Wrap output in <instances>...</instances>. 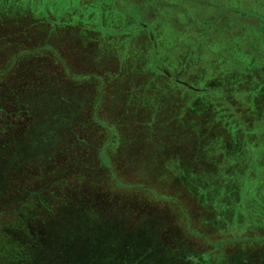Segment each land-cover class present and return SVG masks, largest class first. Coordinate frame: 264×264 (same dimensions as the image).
Segmentation results:
<instances>
[{"label":"rangeland","instance_id":"1","mask_svg":"<svg viewBox=\"0 0 264 264\" xmlns=\"http://www.w3.org/2000/svg\"><path fill=\"white\" fill-rule=\"evenodd\" d=\"M104 1L111 5V0ZM124 1V9L119 5V14L130 9L134 17L142 15L145 9L157 13L156 22L149 16L130 22L132 26L142 24L147 28L140 39L141 49L136 51L142 71L152 70V73L145 76L134 73L142 80L154 76L157 81L155 64L166 60L173 76L182 81H189L201 71L202 85L213 76L222 77L219 73L224 71V78L234 74L249 80L250 73L254 75L253 67L263 64L264 0ZM97 3L95 0H0V68L15 54L4 49L9 42L20 48L49 44L47 48H56L63 59L60 62L59 55L51 49L43 55L36 54L38 61L17 52L16 67L19 66L12 70L13 74L1 79L0 86L32 67L38 70L44 83L59 81L62 87H71L70 93L62 91V94L88 115L96 103L99 85L79 83L76 87L66 67L75 72L76 79L92 74L100 56L95 59L97 52L116 72L122 69L117 60L127 61L124 55L134 52L129 45L121 43L123 50L116 51L120 59L101 53L102 41L93 32L104 35L107 26L99 25L102 12ZM119 22L117 26H121ZM221 27L228 31L224 36L219 32ZM157 53L162 55L149 62L148 57ZM249 66L251 70L244 77L241 74ZM129 81L124 79L121 88L129 86L133 90L135 83ZM152 84L149 81V86L142 88L148 92ZM171 84L156 86L158 95L170 98L167 101L176 106L189 107L192 90H180ZM246 87L239 97L237 90L221 92L222 99L212 93L203 97L205 102L223 103L222 107L235 105L226 108L231 114L220 110L218 114L210 113V106L203 100H192L194 105L205 108L203 128L221 130L196 155H192L193 148L189 145L187 150L178 148L180 144L184 149L182 141H175L173 151L168 144L160 143L158 156L167 157L159 162L151 157L153 166L148 156H144L142 165L128 167L130 156L124 147L116 151L107 149L110 140L103 129L101 136L95 132L91 135L94 149L90 152L79 148L78 151H83L79 155L77 150L67 148L69 143L51 146L50 150L44 148L48 151L44 152L41 150L44 141L62 133L60 123L53 124L55 120L48 114L45 120L35 117L34 126L30 110L3 107L0 129L13 134L1 133L0 147L9 143L14 134H24L26 141L14 148L11 156L4 152L5 156L0 157V240L8 248H0V264H264V110L254 104L258 84L248 82ZM142 88L133 94H139ZM11 89L2 91L14 92ZM115 91L116 100H122L117 94L119 89ZM49 92L48 88L41 93ZM179 92L182 101L176 95ZM58 95L59 92L46 97L53 105L48 112L60 111L64 115L63 108L55 107L62 103L56 99ZM227 98L233 103L229 104ZM106 106L105 103L103 108ZM107 108L114 112L104 114L106 126L112 122L114 127L118 122L119 130L126 132L124 121L129 111L123 114L119 112L120 106L113 103ZM9 110L23 112L24 117H6ZM162 110H169V104ZM36 111L44 115L45 107ZM240 116L246 127L238 123ZM192 122L181 128L175 121L168 126L174 129L171 131L179 132L190 130L195 126ZM254 134L256 139L252 138ZM180 136L177 133L179 140ZM168 138L165 136L161 141ZM99 152L103 154L97 158ZM74 158L79 159L78 163ZM26 164L31 168L23 172L26 176L20 182L24 186L21 189L13 181L20 174L19 167ZM110 164L111 170L107 168ZM151 167L163 168V175L156 177ZM116 180L124 185L117 186ZM144 186L173 199L155 197ZM194 230L206 232L207 237L194 234ZM11 250L18 254L16 258H8Z\"/></svg>","mask_w":264,"mask_h":264},{"label":"trees","instance_id":"2","mask_svg":"<svg viewBox=\"0 0 264 264\" xmlns=\"http://www.w3.org/2000/svg\"><path fill=\"white\" fill-rule=\"evenodd\" d=\"M98 1V7L101 10V14L99 15L98 19H101V23L99 22V25L102 26H107L105 27V34L103 35L100 32L94 31L93 34L98 37L100 41H102L103 47L101 49V53L104 52V54L112 55V57L118 56L116 55V51L119 50L121 52V49L123 50V46L121 43L129 45L131 49H133V53L128 55H124L127 57V61H122L119 56L120 60H117L120 63V67L122 69H119L118 71H114L110 69L109 63L105 62L106 58H104L100 53H95L94 57L95 59L99 56V60L96 61L97 66L93 70L92 74H87L83 75L80 79L75 78V72L72 70H69L66 67V72L69 74L70 77H72L70 80L74 83H76V87H79V83H98L99 88L97 89V98H96V103L93 106V109L91 110L88 115H84L85 111L80 112L82 110H78V107H74L75 104H73L71 101L66 100L65 93L62 91H65L67 93H70L71 87L69 86H64L62 87V83L59 81H50V83L43 82V78L40 77V74L38 73V70H33V68H28L25 70L24 69L20 72L22 75H15L13 79H9L6 83L5 86H0V93H4L2 96H0V113L4 112L3 107L7 108L8 105L10 108H22V110H30L31 113V121L33 125L35 126V120L36 118H42V120L47 119L49 116L48 114L52 115V118L55 120L53 124H58L57 122L60 123L59 128L62 129V133L58 136L55 137V139H49L50 141H44V145L42 144L41 150L44 151L43 149H49L52 148L58 144L67 145V148L70 150H77L79 148L83 149L86 152H90V149H94V144L91 143L92 137L91 136L94 132L95 134L98 133L97 136H101L100 133H103L100 129H103L105 133H107V137L109 138L110 142L107 146V149L112 148V150L116 151L124 147L126 155L130 158L131 160L129 161L128 158V167L130 165H135V164H141L142 165V158L144 156H148V158L151 160L152 166L154 165V158L151 157H156V162L161 161L162 159H165L167 156L160 155L158 156V151H160L159 144H168V147L173 151L175 148L176 140L177 141H182V145L178 144L180 149L182 150H187L188 145L193 148V154L196 155L198 152V149L213 135H215L217 132H219L221 129H218V127H209L208 128H203L202 126V121L204 120V115L203 111L205 108H202L201 106L194 105L191 103L192 100L197 101L199 98L205 102V99L203 97L208 96L209 93H212V96H216L217 98L222 99L221 97V92H230L231 90H237V96L241 95V92L244 91L245 89H248V82H254L258 84L257 91L254 93V104L260 109L262 108L264 110V60L263 64L260 65V67H253L254 75L251 76V79H244L243 76H236L234 74H231V78H224V72H220L219 74H222L223 76H213L207 81V84L202 85L201 82L203 81V77H201V71L193 75V78L190 79L189 81H182L183 79H178L174 74L170 71L169 68V61H162L159 63L155 64V68L153 69L155 71V75L157 78V81H155L154 76L147 77L144 80L141 79V77H137L138 75L134 73H138L142 76L145 75H150L149 73H152L150 70L149 71H142L140 64V57L138 56L137 53V48L140 50L141 45H140V39L143 38L146 33H147V28L142 25V24H135V26L130 25L132 23V20H139V18H145V17H150L149 19L153 22L155 21V18L157 17V13L154 10L150 9H145L144 13L140 16L134 17V15L131 13L133 9L130 10H124L122 14H119V5L124 9L125 1L118 2L117 0L115 1H110L111 5L109 6L108 2L102 0H95ZM86 6V4H85ZM126 9H129L128 7H125ZM108 11V12H107ZM152 11V13H150ZM70 14V13H69ZM153 14V15H152ZM69 17V15L67 16ZM121 20L120 25L117 26L116 22ZM143 20V19H142ZM100 21V20H99ZM102 21H105L103 23ZM140 22V21H138ZM210 21H208L209 23ZM109 23V24H107ZM98 25V26H99ZM28 28V26H26ZM45 27V26H44ZM97 27V26H96ZM95 27V29H96ZM210 28V27H209ZM219 32H221L222 36H224V33L228 32L226 28L221 27ZM84 33V32H83ZM89 41V40H88ZM87 41V43H88ZM107 42V44H106ZM111 43V46H107ZM90 43V42H89ZM153 45V44H152ZM150 45V46H152ZM50 46L49 44H39L37 47H29V48H20V46H15L12 45V43H8L7 46L4 48L6 51H13L15 52L14 56L0 68V81L2 82L3 78H5L6 75H11L13 74V69L16 67L17 62L16 61V55L17 52L19 55H28V56H33L34 58L36 57V54L38 55H43L45 51H48L51 48H47ZM19 47V49H17ZM77 49H79L77 46H75ZM106 47V48H105ZM105 48V49H104ZM158 48V47H157ZM81 49V48H80ZM57 55H59V52L57 51L56 48L52 47V49ZM222 50V49H221ZM146 51V49H145ZM165 52V51H164ZM33 53L32 55H29ZM93 55V54H92ZM140 56L143 55L139 54ZM159 55L162 54H155L149 56V62H153L154 58H158ZM27 56V57H28ZM102 56V57H101ZM109 56V55H108ZM60 57V55H59ZM101 57V58H100ZM165 57V56H164ZM61 58V57H60ZM36 59V58H35ZM103 59V60H102ZM37 60V59H36ZM60 60V59H59ZM63 59L61 58L60 62ZM20 61V60H19ZM38 61V60H37ZM42 62V61H40ZM154 65V64H153ZM19 66V65H18ZM17 66V67H18ZM16 67V68H17ZM38 67V66H36ZM40 69V67H38ZM147 69V67H145ZM17 70V69H16ZM251 70L250 66L249 69L243 70L244 77L247 76V72L249 73ZM175 71V70H174ZM113 72V73H112ZM147 73V74H146ZM230 73V72H229ZM16 74V72H15ZM153 75V74H152ZM121 77V78H120ZM252 78L256 79L252 81ZM125 79L130 80L129 82H133L134 80H140L139 82L143 81V83L140 85L139 82L135 83L133 90L130 89L128 86L126 88H121L122 81ZM229 80V81H228ZM149 81H152L153 84L150 86L152 89L148 90V92H145V90L142 87L146 88V85L149 83ZM234 81V83H233ZM248 81V82H247ZM166 82L172 83L171 85L174 87H177L180 90H192V94L189 96L190 99V105L189 107H186V105L182 106H176L173 103H169L167 100L170 99L166 96H161L158 95V92L156 91V86L159 84H165ZM230 82L232 83L230 86ZM238 84H236V83ZM109 87H108V86ZM133 85V84H132ZM246 85V86H245ZM14 86V87H13ZM137 86V87H136ZM149 86V85H147ZM170 86V85H168ZM12 87L14 92L7 93L3 92L2 90L6 89V91ZM171 87V86H170ZM51 89V92L47 94L41 93L44 89L46 91ZM69 88V90H68ZM142 88V92L139 94H133L135 93L134 91H137ZM185 88V89H184ZM66 89V90H65ZM78 89V88H77ZM116 89H119L118 95H120V99L122 100H116ZM94 90V89H93ZM53 92V93H52ZM59 92V95L57 96L58 102H62L61 104L58 103L55 107H61L65 111L64 115H60V111H53V112H48L50 108H53V105L50 104L49 100L47 101V96L48 94L50 96H54L56 93ZM61 92V93H60ZM181 92V91H180ZM179 93L176 95L178 96L179 100L182 101L181 97L179 96ZM143 95V96H142ZM209 97V96H208ZM188 97H186L183 102L187 100ZM231 98H227V101L230 103H233V101L229 100ZM106 100V102H105ZM208 100V99H207ZM177 101L178 100H174ZM199 101V100H198ZM216 101H219L216 99ZM193 102V101H192ZM108 106L112 105V103L116 106H120L119 112H122L123 114L126 113V111H129L127 113L128 117L124 123L126 125V132H122L119 130V123H116V126H112V122L110 123V126H106V116H104L105 113L111 114L114 112V109H108L107 106L105 108L104 105ZM207 103L209 109H211L210 113H215L218 114V111H222V113H232L231 110L226 109V108H231L232 106L235 107V105H229L228 107H222L223 103H218L214 101H206L205 104ZM169 104V110H162V108L166 107ZM204 104V105H205ZM102 105V108H101ZM45 107V113H40L39 111L37 112L36 110L38 108ZM112 108V107H109ZM108 109V110H107ZM242 111H239V113ZM82 113V115H81ZM23 112L20 114H17L13 112L12 110L6 111V117H11V118H21L24 117L22 116ZM84 115V116H83ZM131 115L133 118H131ZM33 118V119H32ZM243 117L240 116L238 118V123H241L246 127L245 122H243ZM188 119V120H187ZM41 120V121H42ZM128 121V122H127ZM178 122L177 126L179 124L180 128L183 125H188L192 121V123H195V126H193L190 130L186 129L185 131H179V132H173L170 129L172 128L171 126H168L170 122ZM56 122V123H55ZM185 123V124H184ZM37 126V125H36ZM166 127L165 129H159L160 127ZM159 127V128H158ZM12 130V129H11ZM159 130V134H158ZM226 130V129H224ZM0 134L4 133V135L7 136L13 134L11 131L7 129H0ZM177 133H179L181 136V140L177 137ZM167 136L168 141H161V138H165ZM257 135H252L253 139H256ZM189 138V143L188 139ZM13 140V142H12ZM53 140V141H52ZM26 141L24 138V134L21 136H18V134L12 135V139L8 142L3 143V145L0 147V157L5 156L4 152H6V155L11 156L12 155V150L17 147H20L23 145V143ZM49 142L48 144H46ZM59 142V143H58ZM187 142V143H186ZM53 144V145H52ZM117 144L116 148H113V146ZM1 145V144H0ZM52 146V147H51ZM119 148V149H118ZM40 149V148H39ZM80 149V150H81ZM106 149V148H105ZM50 150V149H49ZM40 151V150H39ZM48 152V151H44ZM75 152V151H74ZM79 155L82 154L83 151H78ZM92 152V151H91ZM103 152V150L101 151ZM97 153V158L101 157L103 153ZM161 153V152H160ZM150 154V157H149ZM78 155V156H79ZM182 155V154H181ZM94 157V156H93ZM79 158V157H78ZM75 159L76 163H78L77 160ZM96 158V156H95ZM49 159V158H48ZM82 158L80 157V160ZM181 159H186V157H182ZM168 159L165 160V162ZM47 162L46 160H43ZM31 165H23L19 167V173L16 174L13 185H16V187H19L21 184L20 182L22 181V177L26 176L24 170H29ZM109 170L112 169L111 164L107 166ZM153 174L158 177L163 175L164 170L163 168H154ZM143 171V170H142ZM116 185H124L123 182L119 181L117 182L116 180ZM23 184L20 186L21 189H23ZM150 193H152L155 197L157 196L160 197H168V200L173 199L169 198V196H163L159 194L153 187L151 186H144ZM36 194H38V191H35ZM161 199V198H160ZM50 224V221L47 222ZM194 234H200L202 235L201 237H207L206 232H201V231H193ZM2 234H6L5 232H2ZM1 237V236H0ZM0 240V248L2 250L6 249L5 245L1 244ZM8 249V248H7ZM6 249V250H7ZM8 253V252H7ZM11 256L8 258H16L18 255L15 250H11L9 252ZM7 258V257H6Z\"/></svg>","mask_w":264,"mask_h":264}]
</instances>
